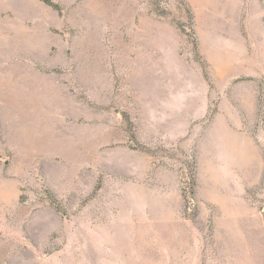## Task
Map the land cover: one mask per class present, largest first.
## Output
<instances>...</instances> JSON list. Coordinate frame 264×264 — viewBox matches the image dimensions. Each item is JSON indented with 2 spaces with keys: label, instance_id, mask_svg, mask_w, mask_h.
Listing matches in <instances>:
<instances>
[{
  "label": "rangeland",
  "instance_id": "obj_1",
  "mask_svg": "<svg viewBox=\"0 0 264 264\" xmlns=\"http://www.w3.org/2000/svg\"><path fill=\"white\" fill-rule=\"evenodd\" d=\"M51 2L0 0V264H264V0Z\"/></svg>",
  "mask_w": 264,
  "mask_h": 264
},
{
  "label": "crops",
  "instance_id": "obj_2",
  "mask_svg": "<svg viewBox=\"0 0 264 264\" xmlns=\"http://www.w3.org/2000/svg\"><path fill=\"white\" fill-rule=\"evenodd\" d=\"M38 58L45 59L46 56ZM46 60H51V58L47 57ZM40 73L41 71H39V73H37L38 75L34 78L45 82L46 77H43ZM28 78H18L17 75L13 77V80H15L16 83H18L17 80L20 81V83H18L19 85H15V89H10L12 98L9 101L12 106L16 107L18 110L14 112L12 117L13 122L18 129V136L22 138L23 143L35 145L28 146L25 150H29V152L34 156H37L39 153H43L44 159L51 160L52 158L49 157L51 152L43 150L47 145L58 144V141L51 137V135H53L51 131L47 130L46 127H54V120L61 119V109L59 111V107L54 106L59 96L55 91L50 96L48 102L50 101L52 104H50L52 106V111H49L48 106L44 105L47 101L45 96H48V94H37L34 89H29L27 87ZM48 84H50V81H48ZM47 91L51 94L50 88ZM19 186V180H10L5 178L3 167L0 166V205L16 201L19 195Z\"/></svg>",
  "mask_w": 264,
  "mask_h": 264
},
{
  "label": "trees",
  "instance_id": "obj_3",
  "mask_svg": "<svg viewBox=\"0 0 264 264\" xmlns=\"http://www.w3.org/2000/svg\"><path fill=\"white\" fill-rule=\"evenodd\" d=\"M45 1L48 5L52 6L54 9L60 10L59 5L52 3L51 0H45Z\"/></svg>",
  "mask_w": 264,
  "mask_h": 264
}]
</instances>
